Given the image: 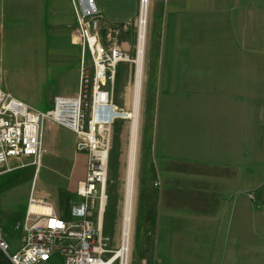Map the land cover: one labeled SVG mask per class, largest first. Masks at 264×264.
Here are the masks:
<instances>
[{"label":"rangeland","instance_id":"rangeland-1","mask_svg":"<svg viewBox=\"0 0 264 264\" xmlns=\"http://www.w3.org/2000/svg\"><path fill=\"white\" fill-rule=\"evenodd\" d=\"M95 1L101 42L105 47L117 46L129 60L118 63L107 84L113 106L128 112L129 117L115 119L100 134L109 159L101 232L105 248L113 250L120 247L123 237L133 61L142 22L141 0ZM147 2L128 264H264L235 258L237 246L224 242L228 229L217 226L220 217L214 212V200L209 202L203 191H188L180 161H173L175 174L167 173L165 157L154 149L157 142H152L155 130L158 136L164 130L165 125H156L155 119L166 95L177 96L180 101L197 81L201 86L216 84L214 80L222 79L219 73L223 72L215 69L217 64L264 62V33H252L250 23L239 16L236 19L238 4L243 5L245 0ZM75 28L76 17L69 0H0V83L4 90L39 109L49 108L56 96H75L82 67L89 69V59L83 60L80 47L72 42ZM85 112L88 118L89 109ZM50 128L45 132L38 169L28 165L0 175V224L10 241L18 240L13 227L23 218L30 192L50 202L64 218H69L71 207L82 202L71 180H83L87 160L82 164L80 157L84 154H79L69 177L59 173L55 146L58 135L67 133ZM96 196L94 218L98 216L100 193Z\"/></svg>","mask_w":264,"mask_h":264},{"label":"crops","instance_id":"crops-1","mask_svg":"<svg viewBox=\"0 0 264 264\" xmlns=\"http://www.w3.org/2000/svg\"><path fill=\"white\" fill-rule=\"evenodd\" d=\"M250 2L238 4L236 19L239 16L250 23L252 33H264V0H257L261 5ZM215 66L223 71L219 73L222 79L214 80L216 84L201 86L197 81L180 101L177 96L166 95L157 109L161 114L155 119L156 125H165L164 130L160 136L155 130L152 142H157L154 149L165 157L167 173L175 174L173 161H180L188 191H203L209 202L214 200V212L220 217L217 226L228 229L224 242L237 246L235 258L264 261V62ZM113 112L117 119L129 117L128 112ZM172 113L175 115L170 118ZM58 136L55 167L69 177L79 154H84L80 157L82 164L87 155L76 151V140L69 133ZM135 168L136 157L134 178ZM71 181L77 185L82 180ZM246 193H251L254 200H249ZM4 235L11 250L19 248V238L14 242ZM0 264L11 262L0 253ZM43 264H63V259L54 254Z\"/></svg>","mask_w":264,"mask_h":264},{"label":"built area","instance_id":"built-area-1","mask_svg":"<svg viewBox=\"0 0 264 264\" xmlns=\"http://www.w3.org/2000/svg\"><path fill=\"white\" fill-rule=\"evenodd\" d=\"M69 1L76 17L72 42L80 47L83 60L89 59V69L82 67L75 96H56L48 109L33 107L12 96L0 83V175L28 165L38 169L45 132L56 127L74 136L76 151L87 155V173L76 187L82 202L71 207L70 217L65 219L50 202L30 192L23 218L13 227L19 234L18 249L11 250L0 224V253L11 264H43L54 254L62 257L63 264H99L108 258L104 257L108 250L99 215L94 218L92 212L103 185L98 156L103 150L100 134L107 128L106 122L113 120L111 113L115 109L107 84L124 57L117 46L105 47L101 42L96 1ZM11 162L17 165L11 166ZM246 196L254 200L251 193Z\"/></svg>","mask_w":264,"mask_h":264},{"label":"bare ground","instance_id":"bare-ground-1","mask_svg":"<svg viewBox=\"0 0 264 264\" xmlns=\"http://www.w3.org/2000/svg\"><path fill=\"white\" fill-rule=\"evenodd\" d=\"M147 0H141V24L138 34V44L136 57L133 63H135V78L133 87V102L131 110V131H130V143L128 150V167H127V182H126V193H125V205L123 213V237L121 241V246L116 250H108L110 253L106 260H103L99 264H113L118 262V264H128V246L130 240V229H131V218H132V204H133V189H134V165L137 150V139H138V118L140 111V96H141V86H142V72H143V58H144V40H145V18L147 14ZM124 61H129L126 58ZM132 61V60H131ZM117 118H114V120ZM114 120L107 121L106 127H111ZM101 162V172L100 178L103 181L102 191L100 194V203L98 208L99 215V226L103 227V216L105 213V208L107 205L106 183L105 171L108 166V152L102 150L98 153ZM33 208V207H32Z\"/></svg>","mask_w":264,"mask_h":264}]
</instances>
